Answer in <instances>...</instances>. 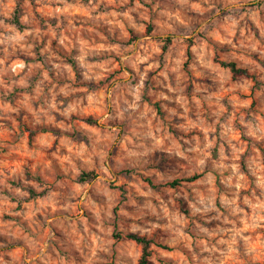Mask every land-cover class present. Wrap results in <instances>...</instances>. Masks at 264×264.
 I'll return each instance as SVG.
<instances>
[{
	"label": "clouds",
	"instance_id": "9594fccd",
	"mask_svg": "<svg viewBox=\"0 0 264 264\" xmlns=\"http://www.w3.org/2000/svg\"><path fill=\"white\" fill-rule=\"evenodd\" d=\"M0 264H264V0H0Z\"/></svg>",
	"mask_w": 264,
	"mask_h": 264
}]
</instances>
